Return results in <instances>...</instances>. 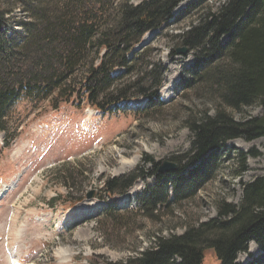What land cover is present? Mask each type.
I'll return each instance as SVG.
<instances>
[{
    "label": "trees",
    "instance_id": "16d2710c",
    "mask_svg": "<svg viewBox=\"0 0 264 264\" xmlns=\"http://www.w3.org/2000/svg\"><path fill=\"white\" fill-rule=\"evenodd\" d=\"M14 1L27 21L21 24L23 36L8 33L10 12L0 8L4 148L20 124L15 107L21 103L34 110L47 103L54 112L62 105L77 110L88 106L102 116L120 114L119 105L134 99L147 101L143 111L162 104L159 90L166 68L154 59L149 43L133 50L147 33L163 31L170 20L180 23L173 11L188 0H147L136 6L130 0ZM198 5H188L180 16L186 19ZM173 37L195 56L181 82L182 90L205 92L213 115L203 111L186 118L184 124L192 134L186 158L193 156L183 166L177 164L176 172L161 174L158 164L144 156L134 171L107 180L103 189L107 197L120 196L136 181L153 179L136 196V207L123 211L152 224L161 223L166 208L188 202L213 179L219 151L228 142L264 140V0H227ZM255 105L263 110L262 116L233 117ZM244 157L236 175L245 171ZM149 164L150 171L145 168ZM215 207V218L185 226L179 236H153L142 253L108 264H205L207 251L218 264H235L251 242L261 255L248 264H260L264 258V176L242 185L238 205L220 202ZM105 213L104 220L116 221V228L121 224L120 211L113 205Z\"/></svg>",
    "mask_w": 264,
    "mask_h": 264
},
{
    "label": "rangeland",
    "instance_id": "374dc122",
    "mask_svg": "<svg viewBox=\"0 0 264 264\" xmlns=\"http://www.w3.org/2000/svg\"><path fill=\"white\" fill-rule=\"evenodd\" d=\"M145 1L130 0V4ZM226 1L182 2L173 12L180 17V23L170 20L163 31L144 37L150 49L155 50L154 59L166 68L159 90L161 105L143 111L144 101L134 99L120 105V114L103 117L99 113L86 117V107L77 110L70 105H62L55 112L47 103L35 110L25 103L15 107L20 124L8 148L3 147L4 134L0 133V264H12L14 260L22 264L120 263L149 248L153 236H179L185 226L215 218V205L220 202L238 205L242 185L264 176V140L248 143L238 139L219 151L213 179L188 202L166 208L161 223L152 224L126 214L123 211L131 209L132 200L108 198L103 191L107 180L129 175L144 156L158 168L165 162L183 166L193 156L186 158L192 134L184 122L188 116L203 111H209L211 116L213 111L209 110L205 92L182 90L181 82L195 56L187 50L185 55L174 53L170 57L172 51L185 48L173 36L197 24ZM197 2L199 5L186 19L180 16L188 5ZM0 8L10 12L7 32L23 36L21 24L27 18L15 1L0 0ZM169 76H174L173 81ZM167 81L172 82L170 93L162 91ZM262 114L263 110L255 105L233 117L241 120ZM242 155L245 171L236 175ZM134 157H138L134 166L123 165ZM145 168L150 171L152 166ZM150 183V179L146 183L137 181L129 194ZM76 200L79 201L71 209H66L69 202ZM108 200L121 207V224L117 228L116 221L104 220ZM206 255L205 264H218L211 251ZM260 255L261 250L251 242L235 264H248ZM260 264H264V258Z\"/></svg>",
    "mask_w": 264,
    "mask_h": 264
},
{
    "label": "water",
    "instance_id": "95a60500",
    "mask_svg": "<svg viewBox=\"0 0 264 264\" xmlns=\"http://www.w3.org/2000/svg\"><path fill=\"white\" fill-rule=\"evenodd\" d=\"M145 45V42L143 41L141 44H139L135 50H137L139 47ZM175 53L177 55H185L187 53V49L183 48L180 50H176ZM178 170V166L176 164L173 163H162V165L159 166L158 168V172L159 173H172V172H176ZM91 198V196H90Z\"/></svg>",
    "mask_w": 264,
    "mask_h": 264
},
{
    "label": "bare ground",
    "instance_id": "6f19581e",
    "mask_svg": "<svg viewBox=\"0 0 264 264\" xmlns=\"http://www.w3.org/2000/svg\"><path fill=\"white\" fill-rule=\"evenodd\" d=\"M25 13V12H24ZM52 56V55H51ZM65 65V64H64ZM173 78L174 76H169V80L171 79L173 81ZM168 83V81H167ZM170 86H172V82H169L167 85H165L163 88H162V91H165V92H169L170 91ZM48 87V86H47ZM170 93V92H169ZM138 161V157H134L132 160H130L129 162H124L123 165H126V166H134ZM85 208H82L81 210H84ZM206 260V259H205Z\"/></svg>",
    "mask_w": 264,
    "mask_h": 264
}]
</instances>
